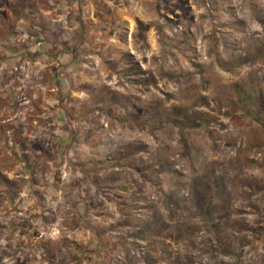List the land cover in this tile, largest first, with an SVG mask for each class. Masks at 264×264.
<instances>
[{
	"label": "rangeland",
	"instance_id": "obj_1",
	"mask_svg": "<svg viewBox=\"0 0 264 264\" xmlns=\"http://www.w3.org/2000/svg\"><path fill=\"white\" fill-rule=\"evenodd\" d=\"M0 264H264V0H0Z\"/></svg>",
	"mask_w": 264,
	"mask_h": 264
}]
</instances>
